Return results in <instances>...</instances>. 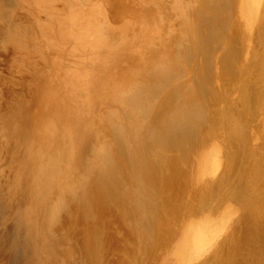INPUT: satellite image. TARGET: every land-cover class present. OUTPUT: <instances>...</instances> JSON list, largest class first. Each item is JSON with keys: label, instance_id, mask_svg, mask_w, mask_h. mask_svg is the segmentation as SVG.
Masks as SVG:
<instances>
[{"label": "bare ground", "instance_id": "bare-ground-1", "mask_svg": "<svg viewBox=\"0 0 264 264\" xmlns=\"http://www.w3.org/2000/svg\"><path fill=\"white\" fill-rule=\"evenodd\" d=\"M226 1L217 0L219 5L213 6H219L217 10L222 11L233 2ZM243 1L244 3L241 1L242 4L239 5L245 8L244 10L241 7L245 15L243 26L249 33L262 29L264 0ZM96 2H101L98 4L103 6V11H96ZM198 2L0 0V44L5 52L4 59L1 58L0 61L4 66L0 72V165L3 163L2 167L0 166V228L4 219L12 222V228L9 227L5 235H0V247L3 246L4 250L0 252V264L7 263L8 259L12 264L99 263V255L104 251L101 246L104 225L101 224L100 218L109 215L115 225L120 227L126 225L127 221L129 226L136 225V228H127L125 234L137 239L141 237L142 228L145 230L144 223L149 218L154 222L151 218L156 211L154 202L160 198L169 204L173 202L172 199L178 192L176 185L180 177L187 172L180 166L186 156L184 148L187 143L191 144L197 133L195 125L197 126L198 117L203 116L199 111L202 112V106H205L200 108L201 104L197 103L201 97H190L196 88L191 90V83L187 80L189 78L185 79L189 62L194 58L196 61L197 57L188 47L193 37L191 32H188V43L185 44L180 37L182 31L190 27L193 16L198 15ZM206 5L207 3L203 7L199 6L204 10V7H208ZM213 6L209 8L213 9ZM216 13H213L214 18ZM204 16L203 14L201 19L198 17L197 22H193L191 26L204 22L202 27L197 29L200 31L206 25L210 28L221 20L215 19L217 22L213 23L211 17L210 20H203ZM164 19L166 21H163ZM227 19L228 17L226 20L224 18L223 22ZM115 24L120 27L113 26ZM204 31L201 32L207 34V30ZM257 36L258 34L255 37ZM198 44L200 46V43ZM197 45L193 46L195 51ZM204 47H200L198 54H201V48ZM210 50L213 52V47ZM236 50L232 52L237 53ZM256 53H259L258 50L254 53L258 56ZM247 55L249 56V53ZM233 56L237 55L231 57ZM257 56L253 58H258ZM186 57L187 60L191 58L189 62L185 61ZM36 59L41 61V64ZM231 60L229 61L232 63ZM235 61L234 59L233 62ZM211 63L213 65V62ZM184 64L186 68L183 67ZM197 64L198 62L196 66ZM5 73L7 74L4 75ZM143 141L145 150L141 148ZM151 143H156V149L152 148ZM214 144L210 146L216 156L217 147ZM161 151L167 155H154ZM198 153L199 151L197 156L200 158ZM117 157L119 164L116 162ZM125 157L138 159H135L134 164H129L127 159L124 161ZM196 159L194 158L195 161ZM235 163L238 161L235 160ZM196 164L198 163H195V166ZM213 167H216V164ZM181 173L183 175H180ZM75 200L77 205L72 202ZM89 206L93 207L92 210ZM259 213L255 211L254 215ZM254 215L255 221L257 216ZM93 217L96 221H93ZM254 221L250 223L253 226ZM139 222L141 228L136 224ZM107 225L110 226V223ZM5 226L3 225L4 229ZM208 226L209 230L212 226ZM146 228L145 232L149 234L152 227L148 224ZM69 229H73L75 233L79 230L78 237L76 236L78 239L75 240L78 245L71 243ZM134 229H137L140 235ZM186 229L189 234H193L194 241L200 238L201 242L204 234L200 236L201 228L196 222L191 221ZM253 229L255 231L247 229L246 234L248 233L249 237L258 231L256 226ZM261 233L264 234V230ZM205 235L204 238L208 236ZM253 240L250 237V241ZM46 241H50V244ZM81 241L82 245L86 246L82 250L83 256L77 255L81 258L79 260L74 255L72 263L64 257L63 251L68 249V245L69 250L75 251V248L77 251ZM140 242L137 243L138 247ZM203 242L204 240L202 244ZM252 242H249L250 245ZM255 243L257 242H254V245ZM5 251L8 252L7 255L4 254ZM137 251L140 250L137 248ZM189 252L191 254V251Z\"/></svg>", "mask_w": 264, "mask_h": 264}, {"label": "rangeland", "instance_id": "rangeland-1", "mask_svg": "<svg viewBox=\"0 0 264 264\" xmlns=\"http://www.w3.org/2000/svg\"><path fill=\"white\" fill-rule=\"evenodd\" d=\"M196 1L197 2L199 1L198 3H199V5H202V7L205 6V4L207 3L206 6H208V7L207 8L204 7V10H202V7L199 6L197 3V5H198L196 7L197 10L195 8L194 11L196 10L197 11L196 15H197V13H198V15L196 17L193 16V19L194 18L195 19L194 20L191 19L193 21L190 20V22H192V23H190V25L187 24V26L188 25L190 26V27H188L189 29L192 28L193 30L195 29L196 31H192V29H190L191 30L190 31L187 28L188 31H187V29L185 31H182V33L180 34L181 35L180 37H181V40L184 44L188 43V41L186 40V34L188 32L189 33L191 32L190 34L194 38V40H193V38L191 39V42L189 43L188 47H189L190 51H193V55L195 54L194 56H197L196 61H194L195 58L194 59L189 58L188 60L191 59V61L192 60L194 61V62L190 61L191 62L190 63L187 60V57L185 58V61L189 62V64L192 66L188 65L186 71L184 70L186 72V77L185 76L184 77H185V79L189 78L187 80H188V82L191 83V87H192L191 90H193V89L195 90V88H196V90H198L197 92H196V90L192 91V92L190 91L191 92L190 97L192 95H193L191 97L192 99H196V98L199 99V97H201L202 101L199 99L197 101V103L201 104V105L199 104L200 108L202 105H205V106H204V108L202 106V109H203V110H201L202 112L199 111V113H201L203 116L201 117V115H200L198 117L199 118L198 122L196 121L197 126L195 125V127H197L198 131L194 127V129L196 130L197 133L195 134L194 138L191 140L192 141L190 144L191 146L187 143L185 148H184L186 150V154H185L186 156L184 155L185 156L184 160L180 166H181V169H184V171L186 170L187 172L185 175H183V173L180 174L183 176L180 177V179L176 185V189L178 190V192H177V194H175L174 198L172 199L173 200L172 203L169 204L165 201L163 202L162 198H160L159 201L157 200L156 202H154V206H156V208H155L156 211H154L155 213L151 217V218H153L154 222H152V220L149 218V220L146 221V223H144L143 226H145V230H144V228H142L143 230H141V237H139L140 239H143L145 241L140 242L139 238L136 239L135 236H127V234H125V233H127V228L130 230L134 226H135L134 228H136L137 227L136 225L132 224L131 226H129L130 224L127 221L126 225H124V226L122 225V227H123L122 228L118 224L115 225V223L113 222L114 221L113 218L110 217L109 215L103 216L102 217L103 219L100 218L99 220H100L101 224L104 225V226H102V227H104V230H103L104 235L102 234L103 240L101 243L102 249H104V251H102V253L99 255V263L95 261V264H255V263L256 264H264V259H263L264 258V234L261 233L264 230L262 228V226L264 225L263 224L264 223V202H263L264 201V199H263L264 198V119H263L264 118V66H263L264 65V47H263L264 46V33H263L264 27L262 29L259 28L260 30H258L256 28L257 30H253L252 32L250 31V33H249V31L245 28V26H243V24L245 23V21H244L245 15L243 13L242 8L244 10H245V8L243 6H239L242 4V2L244 3L243 0H236V1L230 0V1H233V2H230L231 5L225 6L224 10L222 9V11L217 10V9H219V6H217V8L214 7L216 5H219L217 0H204V1L203 0H196ZM202 2H204V4ZM213 2H214V4H213ZM98 3L100 4L101 2H96L95 6L98 5L97 9L95 7L96 11H98V10L103 11V9H104V8H102L103 6L99 5ZM228 4H229V2H228ZM59 5H61V4L59 3ZM212 6H213V9L215 11H217V13L213 9H210V8H212ZM240 8H241L242 13L240 11ZM205 10H207V11H205ZM211 10H213L214 12ZM101 11H100V14H102ZM199 12H201V13H199ZM205 12H206V14H205ZM213 13H216L215 18L213 16ZM203 14L205 15L203 20H206V19L210 20L212 18L211 20H214L213 23H215V21L217 22V20L219 18L222 20L221 21L219 19L220 21H218V23L219 22L220 23L219 24L217 23L218 25L213 24V27L209 28L207 25L205 27H203L204 30H207V34L204 33L205 31L202 28L200 31L197 30L198 27H199V29H200V27H202V25H203L202 23H204V22H202V23L200 22L199 24L194 23V26L197 25L195 27L191 26V24L193 25V22H195V21L197 22L198 17L200 18ZM101 17L103 18L104 16L101 15ZM208 17H209V19H208ZM227 17H228V19L225 22ZM106 18L108 19V17H106ZM222 18L223 19L225 18L224 22H223ZM176 19L174 21V24L176 23ZM215 19H217V20H215ZM163 21H166V20L164 19ZM261 22H263V19L261 20ZM164 23H166V22H164ZM183 24H184V22H183ZM118 25L115 24L113 26L116 27ZM184 25H186V24H184ZM242 26L245 28V31H244V28L242 29ZM118 27H120V26H118ZM211 28H213V29H211ZM219 28H221V29L219 30ZM224 28H226L227 30ZM222 29H224V31ZM208 30H209V32H208ZM201 31H204V32H201ZM210 31H211V35L208 36V34H210ZM216 31H217V33H216ZM257 31H259V32H257ZM195 32H197L198 34L200 33V34L196 35ZM218 32H220V33H218ZM238 32L239 33L241 32V33L239 34ZM213 33H216V34H213ZM252 34H253V36H252ZM257 34H258V36L255 37ZM202 35H205V36H202ZM213 35L214 36L217 35V37L214 38ZM198 36H200L199 40H197ZM211 36H213V37H211ZM213 38H214V40H213ZM208 39H210L211 42H209L210 40H208ZM232 41H234V42H232ZM195 42L200 43V46H198L199 44L195 43ZM202 42H204V43H202ZM191 43H193V46L195 44L196 45L198 44L196 46L197 47V50H196L197 54H196V51H195V49ZM209 43H211L212 45ZM244 43H246V44H244ZM241 44L245 45V46H241ZM248 45H250L251 47H248ZM202 46L203 47L205 46V47L201 48V54H198V50ZM234 46H236L238 48H234ZM212 47H213V52H212V50H210V49H212ZM243 47H244V49H243ZM228 49L230 50V53H228L229 52ZM234 49L238 50V51L236 50L237 53L235 51L232 52V50H234ZM257 50L259 53H256V54H259L258 55L259 57L256 55L258 58H253V57H256L254 53ZM3 51L4 50L2 48V45L0 44V61L2 60L1 58H3L5 56V52H3ZM224 52H227V53H224ZM210 53H212V54H210ZM232 53H236V54H232ZM247 53H249V56L247 55ZM260 53H261V56H260ZM227 54H229V55H227ZM231 54L237 55V56H233V58H232ZM225 55H226V57H224ZM246 55H247V58H246ZM212 56H214V57H212ZM212 58H213V60H212ZM230 58H232L233 61H234V59L236 61L233 62ZM229 60H231L232 63ZM252 60H254V61H252ZM37 61L39 64H41V61H39V60H37ZM224 61H227V62H224ZM237 61H238V63H237ZM197 62H198V64H197L198 66H196ZM211 62H213V65ZM0 65L2 66V67L0 66V70H1L0 72H2V69L4 66L2 63H0ZM200 65H201V67H200ZM233 65H234V67H233ZM260 65H261V67H260ZM184 66H185V64L183 65V67ZM195 67L196 68L199 67V68H197L198 70ZM184 68H186V66ZM200 68H201V70H200ZM229 71H231V72H229ZM234 71L236 74L234 73ZM239 72H240V74H239ZM6 74L7 73H5L4 75H6ZM230 75H232V76H230ZM7 76H3V78H5ZM233 76H234V78H233ZM190 78H192V79H190ZM196 79H199V80H196ZM207 79H209V80H207ZM230 79H232V80L230 81ZM206 81H208V82H206ZM206 83H208V84H206ZM214 84H216V85H214ZM223 84H225V85H223ZM207 85H208V87H207ZM214 92H216V93H214ZM223 95H224V97H223ZM202 102H203V104H202ZM4 104H5V102L3 103V106H4ZM207 111H208V113H207ZM216 112H217V114H216ZM211 117H212V119H211ZM213 143H215L216 145L215 144L214 145L217 147V150H215V151H217L218 155L216 154V156H214V152L212 150V147L210 146V144H213ZM143 144H145V141H143V143H141V148L143 150H145L146 147H144ZM151 145H152V148L155 147L154 149H156V146H157L156 143H151ZM146 146H148L147 143H146ZM149 147H150V145H149ZM206 148H208V149H206ZM234 148H235V150H234ZM142 149H141V151L143 152ZM195 150H196V154H195ZM236 150H238V151H236ZM164 151H167V150H164ZM197 151H199V153H200V155H199L200 158H198V156H197ZM103 152H105V151H103ZM162 152L163 151H161L160 153L157 152L154 155H158V154L163 155V156L167 155L166 153L164 154ZM201 154H203V155H201ZM169 155H171V154H169ZM191 156H192V158H191ZM196 156L198 159H196ZM161 158H163V157H161ZM161 158L159 159V161L161 160ZM194 158L196 159V161L194 160ZM203 158H205V159H203ZM215 158H217L218 160ZM126 159L128 160L129 164H134L136 162L135 159H138V158L136 157L133 160V158H131V157H129V159L127 157H125L124 161H127ZM212 159H214L212 161L213 163H211ZM215 160H216V162H215ZM235 160H236V162L238 161V163H237L238 166L235 163ZM119 161L120 160L118 158L116 160V162L119 164L120 163ZM122 161H123V159L121 160V162ZM192 161H194V163H192ZM199 161H200V163H199ZM203 161L206 162V163L204 162L205 165H204ZM195 163H198L199 165L196 164V166H197L196 167ZM214 164H216V167H213ZM2 165H3V163H2ZM2 165H0V166L2 167ZM217 166H218V168H217ZM235 166L238 167V168H236V170H234ZM213 169H215V170H213ZM215 172H217V173H215ZM203 173H205V174H203ZM169 174H170V172H169ZM174 174L175 173L173 170V175ZM198 176H199V178H198ZM205 177H207V178H205ZM201 178H203V179H201ZM221 178H222V180H220ZM199 179H201V180H199ZM217 180H218V182L222 181V183L219 182V184H217L218 183ZM202 181L206 182V184L203 185L204 183ZM197 183H198V185H197ZM200 184H202V185H200ZM132 191H134V190H132ZM76 201L77 200L72 201V202L73 203L75 202V205H77L78 202H76ZM92 205H93V207L95 206L94 204H92ZM91 206H89V207L92 210L93 207H91ZM76 207L79 209L78 206H76ZM255 211H257V212L259 211L260 213L258 215L257 214L254 215ZM253 215L255 217L257 216L255 221L253 219L254 218ZM63 217H65V216H62V218ZM154 219L157 221H155ZM195 219H196V221H195ZM0 220H1V218H0ZM5 220L6 219L3 220V222H4L3 225L4 226L6 225L5 229L6 228L7 229L5 230L3 228V225H2V227L0 228V235L1 234L5 235L6 231L9 230V227L12 228L11 220H9L10 223H9V221H5ZM81 220H83V218ZM94 220L96 221V218L93 217V221ZM191 221H194V223L196 222L200 226V228H201L200 236H202V233L204 235L206 233L208 234V236H207V234L205 235V237L207 236L206 238H204V235L202 236L203 239L201 240V242H200V238H198L199 240L197 239V241L195 239V241L198 242L197 244H195L196 242L194 241V236L192 237L193 234L192 235L189 234L187 232L188 230L186 229L188 224ZM253 221L255 222V226L257 227L258 231H256V233L254 232L253 236H251L252 234H250V237L252 238V240L254 239L252 242V241H250L249 234L248 233L246 234V232H247L248 228L255 231L253 229V227H255V226H253V224L252 225L250 224V223H253ZM90 222H91V219H90ZM208 222H210V224H208ZM107 223H110V226H108ZM117 223H119V222H117ZM174 223H175V225H174ZM202 223H203V225H202ZM236 223L238 226L236 225ZM136 224H139L138 227H140V225H141L140 222L136 223ZM148 224L150 225V227H152L149 234L147 232H145V231H147L146 226ZM208 225L210 227L212 226L211 227L212 229L209 228ZM207 226H208L209 230L207 229ZM213 226H215V227H213ZM219 227H221L219 229L220 231L218 230ZM105 228L107 229L106 231H105ZM113 228H114V230H113ZM213 228L215 230H213ZM210 230H213V231L211 232ZM1 231H3V233ZM134 231H136L138 234L137 229L136 230L134 229ZM142 231H143L144 235L142 234ZM58 232L62 233L61 231H58ZM78 232H79V230H78ZM240 232H241V234H240ZM77 233H75L73 231V229H69L70 241L74 245L77 244V242L75 241L78 239V238L76 239V236L78 237ZM116 233L119 237L116 235ZM256 234H257V236H256ZM138 235H140V234H138ZM145 235H147V236L145 237ZM180 237H181V239H180ZM247 237L249 240L247 239ZM244 239H245V241H244ZM259 239L261 240V242ZM203 240H204L206 246H205L204 242L202 244ZM247 240L249 242H252L251 245ZM46 242L48 244H50L49 243L50 241H46ZM139 242H140V246H139L140 248L138 247L139 244H137ZM254 242H257V243H255V245H254ZM80 243L82 245V241ZM191 244H192V247H191ZM248 244L252 248L250 246H247ZM81 245L79 248L81 252L78 251L79 249L76 251L75 248H74L75 251L69 250L70 246L68 245V249L65 248L63 251L64 252L63 254H65L64 257H66V259H68L72 263H74L73 258H72L74 255H76V257H77V255H79V257H81V255L83 256L82 250L86 246H84V245L81 246ZM172 246H174V247H172ZM201 246H205V248L201 247ZM134 247L136 248L135 250H134ZM194 247H195V250H194ZM137 248L140 251H137ZM259 249L261 252L259 251ZM85 250H87V248ZM3 251L4 250H3V246H2V247H0V252L2 253ZM65 251H66V253H65ZM189 251H191V254ZM76 252H77V254H76ZM254 252H255V254H254ZM4 254L7 255L8 252L5 251ZM85 254H87V252H85ZM116 254H117V256H116ZM184 254H186L185 257H184ZM93 256H94V253H93ZM190 256L191 257L193 256V257L190 258ZM76 257L74 258L76 261H77V259L81 260V258L77 257V259H76ZM261 257L263 259V262H262ZM86 259H87V255H86ZM188 259H189V261H188ZM85 261H87V260H85ZM100 261H101V263H100ZM5 264H12V263H10V261L8 259V262Z\"/></svg>", "mask_w": 264, "mask_h": 264}]
</instances>
